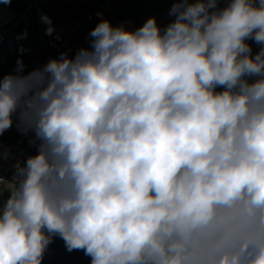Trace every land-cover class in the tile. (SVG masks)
Wrapping results in <instances>:
<instances>
[{"label":"clouds","instance_id":"9594fccd","mask_svg":"<svg viewBox=\"0 0 264 264\" xmlns=\"http://www.w3.org/2000/svg\"><path fill=\"white\" fill-rule=\"evenodd\" d=\"M221 2L101 18L74 57L0 77V135L37 148L0 176V264L57 236L91 264H264V0Z\"/></svg>","mask_w":264,"mask_h":264},{"label":"built area","instance_id":"2783aa9c","mask_svg":"<svg viewBox=\"0 0 264 264\" xmlns=\"http://www.w3.org/2000/svg\"><path fill=\"white\" fill-rule=\"evenodd\" d=\"M96 0H12L0 2V68L8 67L11 59L27 62V72L43 67L50 59L61 53H69L76 46L82 33L88 31L95 19ZM20 9V11H16ZM47 16L51 25L42 22ZM48 27L53 29L47 34ZM253 53L259 46L247 41ZM23 48V51H21ZM0 151L9 152L8 159L0 160V176L10 179L16 159L29 156L23 150L0 142ZM53 242L48 246L44 258Z\"/></svg>","mask_w":264,"mask_h":264},{"label":"rangeland","instance_id":"374dc122","mask_svg":"<svg viewBox=\"0 0 264 264\" xmlns=\"http://www.w3.org/2000/svg\"><path fill=\"white\" fill-rule=\"evenodd\" d=\"M147 1L151 2V0H147ZM161 2H163V0ZM117 4H124V7L117 9L116 8ZM152 5L154 8H156V11L164 9L160 7L161 6L160 4L157 5L155 1H153ZM224 6L225 3L223 0L220 4V7H224ZM16 11L19 12L20 9H16ZM101 18L110 21L112 26H118L123 24L129 30H135L140 25L139 17L131 0H100V2L96 7L95 19L93 23L94 27L100 22ZM89 33L90 31L84 32V34L77 41L76 46L73 47L69 53H67L69 57H74L75 53L80 48L82 47L87 48L90 46L89 42L91 38L89 36ZM23 64H24V74H26L28 64L25 61L23 62ZM5 68L6 69L4 71L0 70V72H3L4 75H7L9 73H14L17 68V63L15 62L12 65L10 64L8 67ZM4 198L6 199V194Z\"/></svg>","mask_w":264,"mask_h":264},{"label":"water","instance_id":"95a60500","mask_svg":"<svg viewBox=\"0 0 264 264\" xmlns=\"http://www.w3.org/2000/svg\"><path fill=\"white\" fill-rule=\"evenodd\" d=\"M131 1L140 20L139 27H141L151 17H155L157 24L161 27V29L165 28L174 20V16L169 15V10L172 7L173 0L168 7L157 11L153 9L147 0ZM31 138L32 134L29 133L26 135L22 133L17 128L14 120L13 126L0 135V142L17 147L29 155H34L36 154L37 148L34 144L30 143Z\"/></svg>","mask_w":264,"mask_h":264},{"label":"trees","instance_id":"16d2710c","mask_svg":"<svg viewBox=\"0 0 264 264\" xmlns=\"http://www.w3.org/2000/svg\"><path fill=\"white\" fill-rule=\"evenodd\" d=\"M99 2L100 0H96L95 6H94V12H96V7ZM123 7H124V4L116 5L117 9H120ZM93 27H94V24L91 25L88 31H91ZM83 34L84 33H82L80 37ZM18 59L19 58L11 59L10 64L12 65L15 62L17 63ZM22 61L24 62V60ZM5 69L6 68H0V70L2 71H4ZM3 76H4L3 72H0V77H3ZM217 90H221V89H217ZM42 264H91V258L89 256H86L82 250H74L71 252L67 251L65 248L64 241L57 236L49 253L45 257V259L42 261Z\"/></svg>","mask_w":264,"mask_h":264},{"label":"flooded vegetation","instance_id":"af4514ba","mask_svg":"<svg viewBox=\"0 0 264 264\" xmlns=\"http://www.w3.org/2000/svg\"><path fill=\"white\" fill-rule=\"evenodd\" d=\"M153 1H155L156 3H157V5L158 4H160L161 6V8H166V7H168L169 5H170V3L172 2V0H163V2H161L162 0H151V2L149 1V4L153 7V5H152V3H153ZM223 1V0H222ZM170 2V3H169ZM164 4V5H163ZM166 4H168V5H166ZM153 9L154 10H156V8H154L153 7Z\"/></svg>","mask_w":264,"mask_h":264}]
</instances>
